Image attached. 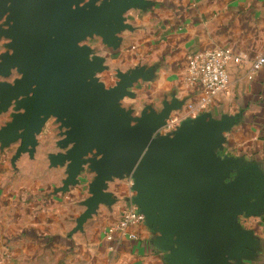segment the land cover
<instances>
[{"label": "crops", "instance_id": "crops-1", "mask_svg": "<svg viewBox=\"0 0 264 264\" xmlns=\"http://www.w3.org/2000/svg\"><path fill=\"white\" fill-rule=\"evenodd\" d=\"M114 1L121 4L106 18L111 37L94 31L71 46L82 53L79 63L90 66L87 82L110 92L129 81L115 115L131 127L145 116H164L160 137L199 122L218 127L215 159L231 165L226 182L245 183L239 195L253 206L232 215L227 264H264V67L253 70L264 56V0H80L74 8ZM8 14L0 13V29L9 27ZM9 43L0 38V65L12 55ZM224 47L241 59L229 66L228 93L192 113L188 106L200 91L186 80L189 58ZM20 79L18 68L0 73L3 86ZM4 96L0 92V107ZM25 98L0 108V264H214L210 243H185L191 226L180 232L181 215L165 209L121 230L122 211L142 208L132 174L112 171L104 197L95 200V163L102 155L92 148L74 172L72 128L55 107L44 112L29 143L25 129L7 134L15 116L25 113L18 108Z\"/></svg>", "mask_w": 264, "mask_h": 264}, {"label": "water", "instance_id": "water-1", "mask_svg": "<svg viewBox=\"0 0 264 264\" xmlns=\"http://www.w3.org/2000/svg\"><path fill=\"white\" fill-rule=\"evenodd\" d=\"M80 0H0V13L9 12L7 29H0V38H8L12 55H5L0 73L9 74L18 68L22 79L14 86L0 85L1 109L20 95H26L18 108L7 134L25 129L23 138L29 143L35 129L41 127L44 112L67 117L72 129L69 140L75 142L69 157L73 170L81 155L92 148L101 158L95 163L98 183L95 200L104 197L102 189L109 174L127 171L139 190L142 212L147 218L158 209L181 215V230L190 225L185 243H210L214 264H227L224 243L231 235L230 220L237 210L251 212L240 193L245 183L229 184L231 165L215 159L214 124L183 127L175 137H160L157 130L164 118L145 116L138 127H131L127 117L118 118L113 107L123 96L122 82L113 91L92 88L87 82L90 66L80 64L82 53L72 44L96 31L111 37L113 28L106 27V18L120 1L74 6ZM116 6V7H117ZM176 212V213H175Z\"/></svg>", "mask_w": 264, "mask_h": 264}, {"label": "built area", "instance_id": "built-area-1", "mask_svg": "<svg viewBox=\"0 0 264 264\" xmlns=\"http://www.w3.org/2000/svg\"><path fill=\"white\" fill-rule=\"evenodd\" d=\"M240 62V57H237L229 47L190 56L186 80L193 88L200 91V99L196 104L189 105L188 110L192 113H200L206 110L217 97L227 95L230 85L229 66ZM263 67L264 56H258L253 63V70L256 72ZM121 215L119 223L121 230L145 221V215L136 207L125 208ZM129 238L137 239V235L130 234Z\"/></svg>", "mask_w": 264, "mask_h": 264}, {"label": "rangeland", "instance_id": "rangeland-1", "mask_svg": "<svg viewBox=\"0 0 264 264\" xmlns=\"http://www.w3.org/2000/svg\"><path fill=\"white\" fill-rule=\"evenodd\" d=\"M177 133L173 134V136L175 137Z\"/></svg>", "mask_w": 264, "mask_h": 264}]
</instances>
